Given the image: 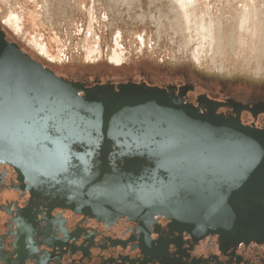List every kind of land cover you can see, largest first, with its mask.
I'll return each mask as SVG.
<instances>
[{"label": "water", "instance_id": "1", "mask_svg": "<svg viewBox=\"0 0 264 264\" xmlns=\"http://www.w3.org/2000/svg\"><path fill=\"white\" fill-rule=\"evenodd\" d=\"M192 89L71 82L0 25V165L26 184L32 216H160L197 240L262 244L264 130L244 126L241 112H254L233 99L187 102Z\"/></svg>", "mask_w": 264, "mask_h": 264}, {"label": "rangeland", "instance_id": "2", "mask_svg": "<svg viewBox=\"0 0 264 264\" xmlns=\"http://www.w3.org/2000/svg\"><path fill=\"white\" fill-rule=\"evenodd\" d=\"M197 2L192 20L216 16L222 22L224 40L238 37L232 20L243 6L256 5L264 19V0ZM47 5L46 10L44 0H0V24L9 42L59 77L86 85L192 86L186 95L191 104L202 95L217 101L264 103L262 84L218 80L193 68L181 49V18L171 0H48ZM14 15L20 19L19 27L5 23ZM261 26L264 39V21ZM46 47L50 54H41L39 50ZM111 55H119V60ZM121 68L124 74L115 73Z\"/></svg>", "mask_w": 264, "mask_h": 264}, {"label": "flooded vegetation", "instance_id": "3", "mask_svg": "<svg viewBox=\"0 0 264 264\" xmlns=\"http://www.w3.org/2000/svg\"><path fill=\"white\" fill-rule=\"evenodd\" d=\"M239 103L255 113L243 110L241 123L264 130V103ZM218 113L233 115V109ZM30 203L26 184L11 167L0 165V264H264V243L227 246L217 236L197 240L160 216L123 218L112 225L61 209L48 218L32 216ZM22 225L30 227L24 240Z\"/></svg>", "mask_w": 264, "mask_h": 264}, {"label": "bare ground", "instance_id": "4", "mask_svg": "<svg viewBox=\"0 0 264 264\" xmlns=\"http://www.w3.org/2000/svg\"><path fill=\"white\" fill-rule=\"evenodd\" d=\"M171 1L181 18V30L184 37L181 49L186 58H191L195 70L207 76L216 77L218 80L230 79L244 81L253 86L264 85V39L263 30L260 29L264 19L260 11L256 10V5L239 8L240 10L232 21H234V26L237 27L240 36L224 40L222 22L216 16L208 17V19L210 18L208 21L204 18L192 20L191 11L198 4L197 0ZM44 3L47 10L48 0H44ZM1 20H5L4 17H1ZM5 21L9 25L16 24L19 27L18 15H14V18L9 16ZM5 35L7 38V34ZM39 52L44 55L50 54L48 47L39 50ZM118 56L111 55L113 58ZM228 57H235V60ZM117 60L119 59L117 58ZM58 70L64 71L61 68ZM125 72L123 68L115 71L117 74Z\"/></svg>", "mask_w": 264, "mask_h": 264}]
</instances>
